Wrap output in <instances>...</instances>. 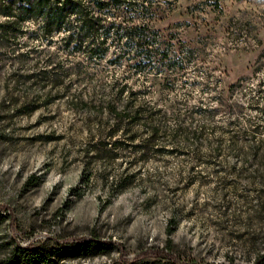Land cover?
I'll use <instances>...</instances> for the list:
<instances>
[{
	"label": "rangeland",
	"instance_id": "1",
	"mask_svg": "<svg viewBox=\"0 0 264 264\" xmlns=\"http://www.w3.org/2000/svg\"><path fill=\"white\" fill-rule=\"evenodd\" d=\"M128 5L111 19L146 24L144 36L111 31L103 58L65 48L62 35L43 37L33 21L24 35L0 38V260L15 245L97 236L115 249L60 264H150L162 254L179 264H256L264 0ZM47 63L64 71L46 78ZM108 100L142 106L141 122L116 121ZM114 125L127 134L111 138ZM116 138L117 147L105 145Z\"/></svg>",
	"mask_w": 264,
	"mask_h": 264
},
{
	"label": "trees",
	"instance_id": "2",
	"mask_svg": "<svg viewBox=\"0 0 264 264\" xmlns=\"http://www.w3.org/2000/svg\"><path fill=\"white\" fill-rule=\"evenodd\" d=\"M128 4H130V0H0V17L5 18V20L0 21V38L2 36L16 38L24 35L26 32L23 26L24 22L33 21L38 24V29L43 37L50 38L54 35H62L65 48L86 52L91 58H103L109 49L107 41L111 31L125 36L127 40L135 38L140 40L144 36L146 24L123 23L115 19L122 13L123 8L130 6ZM148 9L151 8L146 10ZM111 16L115 18L111 19ZM101 33L103 34L102 41L96 42ZM50 65L47 63L41 73L46 78H58L63 68L58 67L57 64ZM68 69L66 68V70ZM124 90V86H122L117 94V101L121 100ZM105 108L116 121H124L129 125L141 122L143 117L142 106L136 108L133 104H126L120 108L116 101L108 100ZM110 129V137L112 138L120 133L127 134L125 131L128 128L114 125ZM157 133V128L150 132L152 138ZM121 141L116 138V140L105 145L117 147ZM139 147L142 148L143 146L139 145ZM2 219L4 216L0 211V221ZM173 223L176 224V221ZM173 231L174 227L170 226L168 233L171 234ZM115 247L116 243L112 240L103 242L97 236L89 241L72 240L55 245L44 243L28 247L15 245L8 256L0 260V264H60L64 260L87 259L109 254ZM262 263H264V253L259 255L256 264ZM116 264L142 263L138 260H125ZM150 264L179 263L175 258L162 254L158 260Z\"/></svg>",
	"mask_w": 264,
	"mask_h": 264
}]
</instances>
